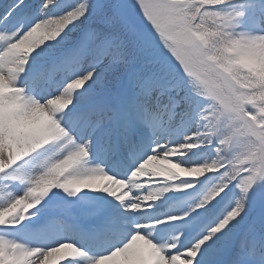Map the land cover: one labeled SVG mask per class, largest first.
I'll use <instances>...</instances> for the list:
<instances>
[{
  "label": "snow or ice",
  "instance_id": "1",
  "mask_svg": "<svg viewBox=\"0 0 264 264\" xmlns=\"http://www.w3.org/2000/svg\"><path fill=\"white\" fill-rule=\"evenodd\" d=\"M0 264H264V0H0Z\"/></svg>",
  "mask_w": 264,
  "mask_h": 264
}]
</instances>
